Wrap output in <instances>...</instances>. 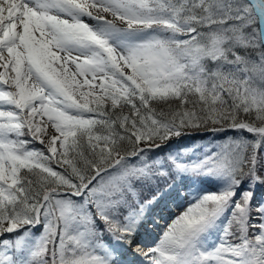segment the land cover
<instances>
[{
	"label": "snow or ice",
	"instance_id": "1",
	"mask_svg": "<svg viewBox=\"0 0 264 264\" xmlns=\"http://www.w3.org/2000/svg\"><path fill=\"white\" fill-rule=\"evenodd\" d=\"M0 264H264V0H0Z\"/></svg>",
	"mask_w": 264,
	"mask_h": 264
},
{
	"label": "rangeland",
	"instance_id": "2",
	"mask_svg": "<svg viewBox=\"0 0 264 264\" xmlns=\"http://www.w3.org/2000/svg\"><path fill=\"white\" fill-rule=\"evenodd\" d=\"M198 139V138H197ZM190 141V145H191V143H193L194 141L193 140H189V139H187V138H185V141L184 142H189ZM188 145V144H187ZM189 145V146H190ZM180 209H178V208H173V209H171V212H166V213H164L165 215H170V214H172V213H174V212H178Z\"/></svg>",
	"mask_w": 264,
	"mask_h": 264
},
{
	"label": "trees",
	"instance_id": "3",
	"mask_svg": "<svg viewBox=\"0 0 264 264\" xmlns=\"http://www.w3.org/2000/svg\"><path fill=\"white\" fill-rule=\"evenodd\" d=\"M184 143L190 145V141L189 142H184Z\"/></svg>",
	"mask_w": 264,
	"mask_h": 264
}]
</instances>
